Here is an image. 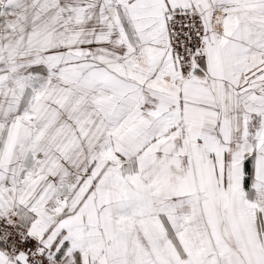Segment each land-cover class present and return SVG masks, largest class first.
Returning a JSON list of instances; mask_svg holds the SVG:
<instances>
[{
  "label": "snow or ice",
  "instance_id": "snow-or-ice-1",
  "mask_svg": "<svg viewBox=\"0 0 264 264\" xmlns=\"http://www.w3.org/2000/svg\"><path fill=\"white\" fill-rule=\"evenodd\" d=\"M0 264H264V0H0Z\"/></svg>",
  "mask_w": 264,
  "mask_h": 264
}]
</instances>
